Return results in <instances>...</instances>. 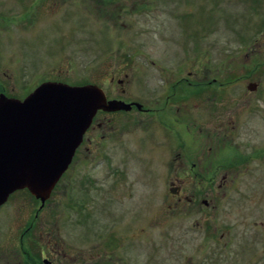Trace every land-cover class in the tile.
<instances>
[{"label":"rangeland","instance_id":"obj_1","mask_svg":"<svg viewBox=\"0 0 264 264\" xmlns=\"http://www.w3.org/2000/svg\"><path fill=\"white\" fill-rule=\"evenodd\" d=\"M162 52L166 62L180 66H192L196 55L206 53L208 79L221 64L226 99L256 81L258 90L247 92L246 116L240 111L235 118L247 126L230 130L232 147L224 146V156L233 154L231 141L242 136L264 150V0H0V84L13 96L45 79L104 80L108 86L112 70L122 77L144 56L155 60ZM122 144L112 155L103 144L100 154L93 145L78 156L42 208L26 189L10 193L0 205V263L38 262L33 245L41 247L46 228L65 249L60 260L68 262L69 254L76 264H264V160L210 167L216 170L208 193L217 207L200 214L166 194L169 186L181 194L193 190L189 171L147 165L149 151H140L145 162L134 153V161L121 163ZM195 182L194 189L201 187ZM152 190L161 192L158 198H147ZM75 197L82 203L77 211ZM196 220L210 231L208 238Z\"/></svg>","mask_w":264,"mask_h":264},{"label":"flooded vegetation","instance_id":"obj_2","mask_svg":"<svg viewBox=\"0 0 264 264\" xmlns=\"http://www.w3.org/2000/svg\"><path fill=\"white\" fill-rule=\"evenodd\" d=\"M193 49L194 46L185 47L183 52L187 50L192 52ZM169 54L171 57L175 55L173 52ZM199 55L193 58L196 62L192 63V66H180L177 61L168 63L166 62L168 57L163 52L155 60L144 56V63L136 64L137 66L133 71L130 68L128 72L123 71L122 77H115L114 75L115 71L119 69L112 70L107 77L108 86L104 84V80L84 82L98 85L104 93L105 100H115L125 104H114L117 107L110 109L98 107L94 111L67 167L54 183L49 195L41 202L31 194L39 202L38 208L46 205L50 196L52 197L53 189L60 182L70 164L78 159V156L83 157V153L91 151L93 145L96 147L94 153L100 154L97 149L103 144L112 148V155L115 145L123 143L121 145V148L124 147L122 148L121 163L132 161L134 153L135 157L141 155V160L145 162V156L140 151H149L148 159H146L147 165L158 166L159 163H163L162 166L170 169L183 168L184 174L189 171L191 181L194 179L192 182L193 190L188 191V194L179 193L180 191L173 186L167 187L166 190V194L170 193L176 196V200H185L184 208L187 212L203 214L208 209H216L217 202H213L215 196L208 193V184L215 180L214 172L216 170H210V167L218 166L219 168L225 165V162L239 164L245 162L247 158L264 160V150L260 149L262 147L258 144H250L247 136H242L243 139L241 140L237 139L238 142L235 144L231 141L235 151L233 154L231 151L230 155L224 156L226 152L224 146L228 149L232 147L229 144V141L232 140L230 130L237 129V126L243 125V123L247 126L244 119L241 123L236 124L235 118L240 111L245 114L241 118L246 116L247 110L244 111V109L249 106L250 102V96L248 97L247 92L257 91L258 83L254 80L246 81L243 94L230 96L226 99L227 97L222 95V92L225 91L224 88L228 82L224 79L226 73H223V69L221 70V64L215 67L217 76L214 74L208 79L209 73L206 71L209 68L204 62V56L207 54L201 53ZM45 80L62 81L58 79ZM235 81L239 82L240 79L237 78ZM3 88L0 84V92L6 96L19 99L31 90L22 96H13L4 92ZM245 128L241 129L244 134L246 133ZM248 130L253 132V128H248ZM243 149L245 154L240 153V150ZM248 151L251 153L246 155ZM94 160L100 161V158L95 156ZM137 160L139 159L137 158ZM110 170L114 169L111 168ZM225 178L226 175L222 172L218 178L220 180L218 185L224 184ZM195 179L202 183L201 187L196 189H194L196 186ZM92 183L90 182V184ZM206 186L207 191L204 190ZM64 189L66 193V184ZM158 194L161 192L154 194L153 190L148 191L147 198L151 196L152 199H156ZM222 194L224 195V191ZM80 203L79 200L75 201L76 211L77 206L82 205ZM138 217L134 216L133 221ZM195 225L202 227L205 238L209 237L210 231L204 230L201 222L199 224V221L196 220ZM216 225L218 226V224ZM216 229L215 227L213 230ZM43 232L45 240L41 242V247L37 248V245H33V251L37 254L33 255L32 259H39L38 262L32 264H39V260L42 264H76L75 256H69V254H67L68 262L60 260V254L65 252L64 247L50 236L51 231L49 232L44 228ZM218 235L220 238L223 237L222 232H219ZM48 252L52 254V258L47 256ZM27 253L31 255L32 249ZM13 264H21V262ZM27 264L30 262L27 261Z\"/></svg>","mask_w":264,"mask_h":264},{"label":"water","instance_id":"obj_3","mask_svg":"<svg viewBox=\"0 0 264 264\" xmlns=\"http://www.w3.org/2000/svg\"><path fill=\"white\" fill-rule=\"evenodd\" d=\"M94 83L44 80L23 98L0 92V204L26 188L41 202L67 167L98 107L110 109Z\"/></svg>","mask_w":264,"mask_h":264}]
</instances>
